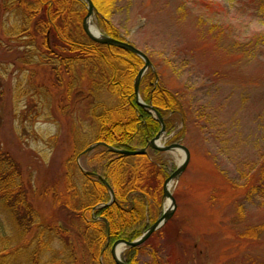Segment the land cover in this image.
Returning <instances> with one entry per match:
<instances>
[{
	"label": "rangeland",
	"instance_id": "obj_1",
	"mask_svg": "<svg viewBox=\"0 0 264 264\" xmlns=\"http://www.w3.org/2000/svg\"><path fill=\"white\" fill-rule=\"evenodd\" d=\"M95 8L92 24L103 33ZM110 22L122 39L150 56L152 71L159 66L162 82L182 96L187 112V123L177 118L176 128L166 129L158 143L185 145L191 160L169 188L175 213L142 248L140 264L153 263L154 251L165 264H264V235L247 239L230 224L236 220L242 231L264 225V18L254 2L121 0ZM257 35L263 38L252 45ZM17 55L0 49V145L19 162L41 222L64 224L68 212L57 200L67 191V161L76 143L88 136L86 102L69 99L68 84L53 88L45 67H30L35 73L27 82L25 68L10 64ZM30 84L48 90L50 108L35 106L28 113L30 96L23 91ZM161 153L168 170L165 183L184 153ZM77 163L88 168L82 155ZM169 206L162 191L151 225Z\"/></svg>",
	"mask_w": 264,
	"mask_h": 264
},
{
	"label": "trees",
	"instance_id": "obj_2",
	"mask_svg": "<svg viewBox=\"0 0 264 264\" xmlns=\"http://www.w3.org/2000/svg\"><path fill=\"white\" fill-rule=\"evenodd\" d=\"M120 1L93 0L101 31L124 40L110 22ZM252 1L257 15L263 19L264 0ZM86 15L83 0L0 2V49L6 48L9 53L16 50L19 54L10 64L25 68L29 74L27 82L33 80L35 73L30 67H45L50 71L53 88L68 84V98L86 102L83 125L89 130L88 136L76 143L74 155L67 161V191L57 200L69 219L53 226L41 222L29 200L19 162L0 145V264H117L111 254L114 243L139 238L158 213L168 173L162 153L150 149L145 155L124 156L108 148H145L161 129L158 119L139 105L135 95V80L144 61L129 51L89 39L83 30ZM260 37L263 38L254 36L257 39L251 40L252 45ZM155 67V72L149 70L142 78L140 95L160 112L167 131H172L180 116L187 123V112L182 96L164 85L159 66ZM47 91L31 84L23 91L30 96L28 113L35 106L41 105L43 110L51 107ZM0 94L2 97L3 93ZM35 95L40 97L38 102ZM183 133L184 128L179 136ZM97 143L103 145L84 153ZM79 155L87 159L86 170L77 163ZM104 180L115 194L114 201ZM247 192L249 195L252 189ZM235 221L230 224L240 236L263 237V224L242 231ZM150 241L142 247L127 249L122 254L123 261L140 264L142 248ZM151 256L154 260L149 264H165L156 251Z\"/></svg>",
	"mask_w": 264,
	"mask_h": 264
},
{
	"label": "water",
	"instance_id": "obj_3",
	"mask_svg": "<svg viewBox=\"0 0 264 264\" xmlns=\"http://www.w3.org/2000/svg\"><path fill=\"white\" fill-rule=\"evenodd\" d=\"M87 5H88V13L83 21V30L85 34L88 36L89 39H91L94 42H97L99 44H104V45H111L115 46L121 49H124L126 51H129L137 56H139L143 61H144V66L141 68L139 71L136 80H135V95L137 98V101L140 106L148 110L149 112H154L159 120V122L162 125V128L160 132L149 142L148 146L146 148L142 149H136V150H123V149H117L112 146H108L109 150L112 151L113 153L121 154L124 156H139V155H145L147 154V148H152L154 150H158L161 152H166V151H172V150H179L184 153V160L182 161L181 165L179 168L165 181L164 183V189H163V194L164 197L168 198L170 200V206L168 209L164 212L163 216L157 220L143 235H141L139 238L136 240L129 242L125 240H119L114 243V245L111 248V254L113 259L117 264H127L122 260V252H118L119 248H125L130 249V248H138L144 245L149 238L160 228H162L174 215L175 210H176V201L171 194L169 190V185H171V182L174 181L175 179L179 178L181 174L187 169L190 160H191V152L190 150L183 144L180 143H175L171 144L165 147H161L158 145V142L160 141L162 135L165 133L166 128L164 124V119L161 116V114L156 110L154 106L146 104L140 95V82L143 78V76L146 74V72L149 69L154 70V66L149 59V57L139 48L135 47L133 44H131L128 41H123L119 40L110 36H106L105 34L99 32L97 29L96 33L91 32V25L93 22V15L95 13V4L92 0H83ZM103 145V143H97L92 146H90L84 153H87L91 150H93L95 147ZM105 185L110 189V193L112 195L113 201L115 200V194L113 190L109 187V184L104 180Z\"/></svg>",
	"mask_w": 264,
	"mask_h": 264
},
{
	"label": "bare ground",
	"instance_id": "obj_4",
	"mask_svg": "<svg viewBox=\"0 0 264 264\" xmlns=\"http://www.w3.org/2000/svg\"><path fill=\"white\" fill-rule=\"evenodd\" d=\"M96 31H97L96 28H95L93 25H91V32H92V33H96ZM170 186H171V185H169V188H170ZM118 252H119V253L122 252V248H119V249H118Z\"/></svg>",
	"mask_w": 264,
	"mask_h": 264
}]
</instances>
